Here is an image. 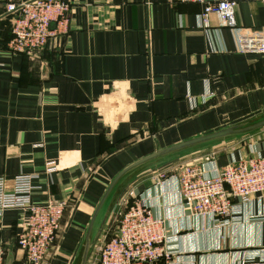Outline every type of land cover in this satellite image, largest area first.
<instances>
[{"label":"crops","instance_id":"1","mask_svg":"<svg viewBox=\"0 0 264 264\" xmlns=\"http://www.w3.org/2000/svg\"><path fill=\"white\" fill-rule=\"evenodd\" d=\"M21 1L0 0V177L11 191L17 176L31 175L35 202H68L42 264H80L89 240L111 237L110 221L131 190L167 219L178 251L168 264H264V196L235 199L236 211L220 225L190 213L176 179H158L180 164L264 156V127L129 171L98 212L113 180L136 161L264 118V58L240 51L241 37L264 31V5L239 1L237 33L217 15L204 26L198 2L65 0L68 34L28 56L9 48L19 13L9 6ZM49 161L59 165L52 174ZM24 215L0 214L9 264H27L18 245ZM87 264H99L96 249Z\"/></svg>","mask_w":264,"mask_h":264},{"label":"built area","instance_id":"2","mask_svg":"<svg viewBox=\"0 0 264 264\" xmlns=\"http://www.w3.org/2000/svg\"><path fill=\"white\" fill-rule=\"evenodd\" d=\"M205 5L201 20L210 26V17L217 15L221 25L238 33L236 8L241 0H181ZM264 5V0H256ZM18 10L13 25V38L9 48L13 53L35 55L52 39L63 38L70 29L71 5L65 0H23L12 4ZM240 51L259 54L264 58V31L240 38ZM211 161L206 168L201 164H180L172 174L161 172L162 182L176 179L182 202L195 217L220 219L236 211L235 199L250 203L255 195L264 196V156L248 155L219 166ZM55 161H49L46 172L58 170ZM6 178L0 177V214L7 210L24 212L23 230L18 245L24 252L27 264H42L56 241L62 219L68 207L64 199L35 202L33 177L20 175L14 187L7 189ZM160 183V182H159ZM118 206L117 232L110 238H101L97 249L99 264H168L177 254L171 244L168 221L157 216L149 197L135 190L129 191ZM118 218V217H116ZM255 255L252 257L254 259ZM0 264L8 263V253L0 243Z\"/></svg>","mask_w":264,"mask_h":264},{"label":"water","instance_id":"3","mask_svg":"<svg viewBox=\"0 0 264 264\" xmlns=\"http://www.w3.org/2000/svg\"><path fill=\"white\" fill-rule=\"evenodd\" d=\"M264 127V118H260L257 119L255 121H253L252 123H242L239 125H234L231 127H227V128H223L220 129L218 131H215L213 133H208L206 135H202L199 137H195L183 142H180L178 144H175L173 146L161 149L151 155H148L138 161H136L135 163L129 165L128 167H126L123 171H121L117 177L113 180L112 184L110 185L109 189L107 190L100 206L98 207V212L101 209V207L103 206V204L105 203L108 195L110 194V192L112 191V189L116 186V184L120 181V179L126 175L129 171L144 165L146 163H149L153 160L171 155V154H175L184 150H187L189 148L195 147V146H199L205 143H209V142H213L216 140H220V139H225V138H230V137H235L237 135H242V134H246L255 130H258L260 128ZM246 158H248L247 155H245ZM96 243V242H95ZM94 243V244H95ZM92 248H94V245H92V242L89 240L85 246V249L83 251V255H82V259H81V263L80 264H87L88 260L91 256L92 253Z\"/></svg>","mask_w":264,"mask_h":264},{"label":"rangeland","instance_id":"4","mask_svg":"<svg viewBox=\"0 0 264 264\" xmlns=\"http://www.w3.org/2000/svg\"><path fill=\"white\" fill-rule=\"evenodd\" d=\"M236 137V136H235ZM215 143H217V142H209V143H205V144H202V145H199V146H195V147H192V148H189L187 151H189V150H192V151H194V153L195 152H197V151H201V150H204V149H206L209 145H213V144H215ZM225 143H226V141H225ZM226 145V144H225ZM184 151H186V150H184ZM184 151H181V152H178L177 154H176V156H178V155H181L182 153H185ZM175 155V154H174ZM173 159V157H169V156H166L165 158L164 157H162L161 159L159 158V159H157V160H153L152 162L153 163H162V162H164V163H162L161 165H164V164H167V162H165L166 160L167 161H170V160H172ZM149 163H151V162H149ZM166 168V167H165ZM119 211H115V214H114V218H113V221H110L111 223L109 224V227H112V230H110L109 231V233H110V235L111 234H115L116 232H117V223H118V221H119V216H117V213H118ZM116 217H118V218H116ZM108 229V228H107ZM97 241H95L96 243L94 244V249H97V246H98V244H99V242H100V240H101V238H99V239H96Z\"/></svg>","mask_w":264,"mask_h":264},{"label":"trees","instance_id":"5","mask_svg":"<svg viewBox=\"0 0 264 264\" xmlns=\"http://www.w3.org/2000/svg\"><path fill=\"white\" fill-rule=\"evenodd\" d=\"M18 16V15H17Z\"/></svg>","mask_w":264,"mask_h":264}]
</instances>
